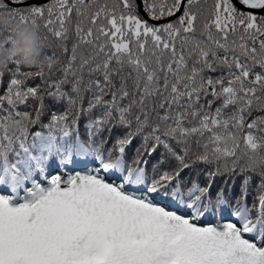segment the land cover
Segmentation results:
<instances>
[{
	"label": "snow or ice",
	"instance_id": "6c2138e0",
	"mask_svg": "<svg viewBox=\"0 0 264 264\" xmlns=\"http://www.w3.org/2000/svg\"><path fill=\"white\" fill-rule=\"evenodd\" d=\"M208 3L49 0L21 7L26 0H0V47L8 46L12 24L28 23L46 29L67 57L46 92L19 78L43 79L45 63L34 74L15 61L7 65L0 264H264V172L251 206V176L234 204L223 189L211 197L221 170L234 172L242 159V174L264 168V135L257 134L264 115L248 119L254 106L264 112V0L201 6ZM45 61L49 73L59 62ZM69 84L70 93L63 89ZM45 96L67 107L42 124ZM97 108L85 142L78 121ZM110 122L128 131L105 150L106 140L94 138ZM36 125L42 130L33 131ZM138 135L144 146L151 142L149 156L161 145L166 150L151 170L147 160L125 159ZM193 141L203 151L192 163L215 167L206 185L193 181L185 189L180 176L192 166ZM78 163L82 170L69 168Z\"/></svg>",
	"mask_w": 264,
	"mask_h": 264
},
{
	"label": "trees",
	"instance_id": "16d2710c",
	"mask_svg": "<svg viewBox=\"0 0 264 264\" xmlns=\"http://www.w3.org/2000/svg\"><path fill=\"white\" fill-rule=\"evenodd\" d=\"M49 2V0L40 2L38 6H42L43 4ZM31 5V4H28ZM211 5V0H209V3L207 5H201L202 7H209ZM27 5H23L21 7H26ZM144 13V12H143ZM140 15L144 17V15L140 12ZM147 16V15H146ZM145 18V17H144ZM146 19V18H145ZM175 19V18H174ZM203 20V16L198 20L197 22V32L200 30L201 26V21ZM150 23V22H149ZM153 24V23H152ZM40 32L45 39L46 47L43 50V55L47 56H52L55 59H57L59 62L55 64V66L52 69V72L49 73V70L46 66L47 61H45V67H44V77L43 79L40 77H37L33 75L31 78H26V77H19L21 79L26 80V84L28 86H41V89L43 92L48 91L47 89V84L53 83L56 79L60 78L61 73H60V68L63 66V64L66 62L67 57L62 53L60 47H59V42L52 37L46 29L41 27ZM21 70L24 72H32L33 74L37 71L36 68H25L21 66ZM219 72L211 73V75H219ZM11 78V75L9 73L8 68L4 71V74L0 76V82H2L3 87H0V92H3L6 90V85L8 84L9 80ZM63 89L65 91H68L70 93L71 91V85H64ZM90 94L86 93L85 94V99L83 102L84 107H87L88 103V97ZM106 99H110L109 97H106ZM208 99H211V97H208ZM32 103V107L26 109L31 112L33 117L35 116V108H36V102H30ZM219 101H217L214 105L213 108L219 105ZM44 104H45V110L44 114L41 117V123H47L50 115L53 111L56 112H63L64 109L67 107L66 103L61 100L60 102L54 101L52 98L45 96L44 99ZM21 110L23 109V106H21ZM230 111V109L228 110ZM101 114V109L97 108L94 109L91 114L88 115H81L78 124H77V131L79 132L81 139L87 142V134H86V128L85 125L87 124L89 119H94L97 116ZM76 115L75 109H73V116ZM257 115H264V112L258 111L255 106L253 108V114L252 117H249L248 119L251 120L253 117ZM114 122H110L108 125H105L100 133L94 138L95 142L99 144L101 140H106V143L104 144V149H109L113 148L116 139L123 138L125 136V133L128 131V129H125L120 126H113ZM110 129V131H109ZM33 131L36 130H42L39 125L33 126L32 128ZM258 135H264V133H257ZM173 144V147H176L175 142H171ZM152 146L151 142L147 146L143 145L142 138L141 136H136L132 139V142L130 145L126 147L125 151V159L127 162L131 163L136 159L141 160V164H143L144 160L148 161V168L151 170L152 165L155 164L158 160L160 159H165L167 158V153L166 150L163 148V146H159L155 153H153L151 156L148 155V149H150ZM179 149L177 148V151ZM203 151L202 148H197L195 145V142L193 141L192 144V150L190 151L186 162L190 163L192 166L188 169H185L184 171L181 172L180 179L182 181H185V189L190 186V184L193 181L198 182L201 186H204L208 183V177L206 176V173L209 171H213L214 167L213 165H205L202 163H192V161L195 160V157ZM113 155H116L115 150L113 151ZM245 161L242 159L240 161V166H243ZM240 166L236 168L234 172L231 171H223L221 170V173L218 174L213 178V183H212V188H211V197L213 200H215L218 191L223 189V195L225 199L229 201L230 204H234V201L236 198L240 197L241 195V182L244 178V176H251V184L249 185L248 192L249 196L247 198V202L249 206L252 205L253 203V198L257 195L259 189L257 188V184L260 180V173L264 172V168H258L255 172H250V171H245L243 174L240 172ZM168 167L167 163L161 165V168H166ZM227 214V213H225ZM254 216V215H253Z\"/></svg>",
	"mask_w": 264,
	"mask_h": 264
},
{
	"label": "clouds",
	"instance_id": "9594fccd",
	"mask_svg": "<svg viewBox=\"0 0 264 264\" xmlns=\"http://www.w3.org/2000/svg\"><path fill=\"white\" fill-rule=\"evenodd\" d=\"M11 36L6 47H0V75L13 61L25 68H38L45 63L43 50L45 37L39 29L28 23L16 22L10 28Z\"/></svg>",
	"mask_w": 264,
	"mask_h": 264
},
{
	"label": "water",
	"instance_id": "95a60500",
	"mask_svg": "<svg viewBox=\"0 0 264 264\" xmlns=\"http://www.w3.org/2000/svg\"><path fill=\"white\" fill-rule=\"evenodd\" d=\"M43 1H46V0H27L25 5L32 4V3H40ZM138 2H139V0H138ZM140 12L144 15L142 10ZM149 22H152L153 24H158V23H162L163 21H151V20H149Z\"/></svg>",
	"mask_w": 264,
	"mask_h": 264
},
{
	"label": "rangeland",
	"instance_id": "374dc122",
	"mask_svg": "<svg viewBox=\"0 0 264 264\" xmlns=\"http://www.w3.org/2000/svg\"><path fill=\"white\" fill-rule=\"evenodd\" d=\"M35 4H38V3H35ZM144 16H145L146 19H148V17H147L146 15H144ZM174 18H175V17H174ZM174 18H172V19H174ZM150 23H152V22H150ZM89 167L91 168V167H93V165H91V166H89ZM64 170H65V169H64ZM63 173H66V172H63ZM252 215L255 216V211H253ZM254 216H253V217H254Z\"/></svg>",
	"mask_w": 264,
	"mask_h": 264
}]
</instances>
